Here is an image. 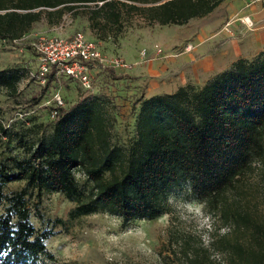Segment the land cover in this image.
Returning <instances> with one entry per match:
<instances>
[{
    "label": "trees",
    "instance_id": "obj_1",
    "mask_svg": "<svg viewBox=\"0 0 264 264\" xmlns=\"http://www.w3.org/2000/svg\"><path fill=\"white\" fill-rule=\"evenodd\" d=\"M223 1L0 0V39L18 40L42 20L58 25L65 13L89 3L92 28L111 23L121 30L124 7L149 23L183 25ZM56 76L52 69L46 85ZM21 77L18 68L0 70V87L16 93ZM104 100L83 93L69 108L57 107L49 126L0 122L6 150L0 155V264L54 259L46 246L54 231L31 222L32 216L44 221L45 193L75 202L74 218L107 213L127 227L166 215L170 194L181 186L205 215L231 228L210 243L223 254L218 264H264V209L240 190L242 175L260 166L264 204V50L238 58L200 86L138 98L134 136L124 147L110 139ZM208 249L189 251L184 243L181 254L185 264H212Z\"/></svg>",
    "mask_w": 264,
    "mask_h": 264
},
{
    "label": "rangeland",
    "instance_id": "obj_2",
    "mask_svg": "<svg viewBox=\"0 0 264 264\" xmlns=\"http://www.w3.org/2000/svg\"><path fill=\"white\" fill-rule=\"evenodd\" d=\"M121 1L127 5L133 3L132 0ZM93 6L94 3L81 5L73 13H65L58 25L39 21L18 40L11 42L0 39V70L18 68L22 74L16 93L0 87L2 124L15 128L33 123L50 125L54 119L51 111L55 107L52 100L55 93L60 95L63 102L60 106L64 108L74 105L83 93H96L105 98L111 141L127 146L134 136L139 106L137 99L166 92L159 91L161 89L157 87L150 89V81L144 78V73L142 75L137 67L128 70L108 68L96 72L94 87L88 91L60 73H57L55 81L46 85V81L28 76L29 72L35 73L38 67L37 54L31 43L81 31L86 38L100 42L102 52L109 57L131 60L143 47L150 50L155 44L173 56H179L189 40L184 37L189 35L195 23L220 21L225 11L219 5L208 17L194 18L188 24L159 25L147 22L140 13L124 7L122 28L119 30L111 23L106 28H102V24L97 26L98 29L92 28L88 15ZM226 20L228 18L223 22ZM137 73L141 77L134 78ZM4 152L5 146L0 145V155ZM77 175L82 177L80 173ZM242 176V196L247 200L256 196L262 211L264 204L260 187L263 181L260 166L247 170ZM189 193L184 186L173 190L168 198L169 211L166 215L153 221H137L127 227H123L117 217L107 213L74 218L70 216V211L76 205L75 202L58 192L45 193L40 205L44 221L32 216L31 222L36 228L54 231V236L46 242L47 250L54 259L44 260L40 264H185L181 254L184 243L189 251L200 247L209 248V258L214 262L212 264L222 263L223 254L211 248L210 243L218 236L228 234L231 228H223L219 222L205 215L203 204L191 199Z\"/></svg>",
    "mask_w": 264,
    "mask_h": 264
},
{
    "label": "crops",
    "instance_id": "obj_3",
    "mask_svg": "<svg viewBox=\"0 0 264 264\" xmlns=\"http://www.w3.org/2000/svg\"><path fill=\"white\" fill-rule=\"evenodd\" d=\"M219 5L225 10L220 21L195 23L189 35L184 37L195 44L192 51H182L179 56L164 51V56L135 66L150 81V89L157 87L161 89L159 91L170 93L189 83L200 86L238 58H250L264 50V0H224ZM226 18L232 21V35L223 31ZM152 53L150 48L149 54ZM138 57L139 51L131 60L124 59L133 63ZM102 70L107 69H95L94 77ZM139 77L141 75L137 73L134 78Z\"/></svg>",
    "mask_w": 264,
    "mask_h": 264
},
{
    "label": "built area",
    "instance_id": "obj_4",
    "mask_svg": "<svg viewBox=\"0 0 264 264\" xmlns=\"http://www.w3.org/2000/svg\"><path fill=\"white\" fill-rule=\"evenodd\" d=\"M230 24L231 21H227L223 26V30L229 32L231 35ZM31 46L37 54L38 67L35 73L30 72V78L36 77L44 82L46 75L52 69H55L56 73H60L79 83L80 87L84 90L93 89L95 69L128 70L136 65L165 55L162 47L155 44L152 47V55L149 54L148 48L143 47L139 51L138 59L130 63L122 57H109L105 55L101 51L99 43L86 38L81 31H76L69 36L38 39L32 42ZM193 47V44L188 42L184 46L183 51L190 52ZM52 100L55 103V107L51 112L53 117H55L57 107L62 105L63 102L58 93L53 95Z\"/></svg>",
    "mask_w": 264,
    "mask_h": 264
}]
</instances>
